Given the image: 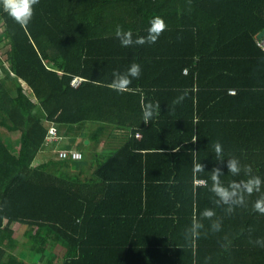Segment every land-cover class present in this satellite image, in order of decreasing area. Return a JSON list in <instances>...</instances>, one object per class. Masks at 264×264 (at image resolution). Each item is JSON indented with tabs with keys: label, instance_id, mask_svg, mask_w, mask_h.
<instances>
[{
	"label": "trees",
	"instance_id": "obj_1",
	"mask_svg": "<svg viewBox=\"0 0 264 264\" xmlns=\"http://www.w3.org/2000/svg\"><path fill=\"white\" fill-rule=\"evenodd\" d=\"M33 7L22 28L0 5V77L15 87L0 78V264H264L254 243L264 239V215L253 210L264 183L231 214L210 191L214 168L225 186L249 178L228 172L233 157L264 181V0ZM157 16L167 27L156 43L121 46L117 25L135 40ZM133 63L139 78L114 91L113 71ZM148 102L160 108L145 124ZM52 124L57 136L89 139L83 159L34 165ZM194 162L204 171L194 174Z\"/></svg>",
	"mask_w": 264,
	"mask_h": 264
},
{
	"label": "clouds",
	"instance_id": "obj_2",
	"mask_svg": "<svg viewBox=\"0 0 264 264\" xmlns=\"http://www.w3.org/2000/svg\"><path fill=\"white\" fill-rule=\"evenodd\" d=\"M39 0H0V5L3 7V11L6 12L16 23H18L22 28H25L31 21L34 15V5H37ZM165 21L157 16L150 21V27L148 28L147 36H138L133 40L132 31L129 29L125 31L122 26L117 25L115 29V36L119 40L122 47H129L133 44L144 45V44H154L160 37V35L166 30ZM141 74L140 65L133 63L127 69L126 73H120L119 71H113V80L110 87L116 92H126L130 90V85L132 79L139 78ZM195 90V89H193ZM188 95L187 90H185L180 96L173 101L174 104L182 102ZM160 108L159 103L153 104L151 102L142 105L143 116L142 119L145 124H147L154 115H158V109ZM215 155L218 161L223 162V148L222 145L217 142L214 145ZM227 169L232 175H240L243 170L244 174L249 178L247 180H242L239 182L233 181L228 186L221 183L220 176L223 174L220 168H214L212 170V186L210 191L217 197L216 203L218 205H226L225 209L228 214L234 211V206H242L245 204V194L251 196L253 192H260L261 185L264 183L259 176L252 175V168L250 165L241 166L237 158H231L227 160ZM204 171V165L202 163L194 162L193 173H200ZM253 210L264 215V195L258 198L253 204ZM215 213L206 209L203 212V216L206 218H211ZM201 225L198 222L193 223L191 229L193 234H196V229ZM214 230H219V222L213 224ZM254 243L264 247V239H257Z\"/></svg>",
	"mask_w": 264,
	"mask_h": 264
},
{
	"label": "rangeland",
	"instance_id": "obj_3",
	"mask_svg": "<svg viewBox=\"0 0 264 264\" xmlns=\"http://www.w3.org/2000/svg\"><path fill=\"white\" fill-rule=\"evenodd\" d=\"M1 31H2V29L0 28V35L2 34ZM4 43H5V41L2 42V44H4ZM0 57L3 59L6 58L5 52L2 50V48H0ZM0 78L2 79L3 84L8 88V90L12 92L15 88L13 82L10 79H8L7 76L4 74H2ZM4 133L6 134V132H4ZM74 135H75V137H72L73 135H71V137L69 136L67 138L64 137V138L59 139V141L57 142V146L58 147H64V148H59V150H57V155H58L59 151L62 149L73 150L76 147H82V145H83L82 141H84V143H85L86 140H89L88 138L83 137V134L81 131H74ZM8 136L10 137V135H8ZM9 142L14 143L11 141H9ZM52 146H53V148L56 147L54 144H52ZM49 148H50V146H49ZM48 151L45 153H40L38 155L35 163H40L42 161H46L50 157L56 158L55 157L56 151H54V150H50L49 152ZM19 235H21V234L19 233L18 236Z\"/></svg>",
	"mask_w": 264,
	"mask_h": 264
},
{
	"label": "built area",
	"instance_id": "obj_4",
	"mask_svg": "<svg viewBox=\"0 0 264 264\" xmlns=\"http://www.w3.org/2000/svg\"><path fill=\"white\" fill-rule=\"evenodd\" d=\"M258 45L263 48L264 50V36L262 38L258 39ZM82 81V78L80 77H75L72 80V84L74 86H78V84ZM232 93L235 92V90H231ZM57 137V129L56 127L52 124L49 128V134L47 137V140L50 139H55ZM58 156L62 159H81L83 157V154L80 150L73 149V150H66L62 149L59 151Z\"/></svg>",
	"mask_w": 264,
	"mask_h": 264
},
{
	"label": "crops",
	"instance_id": "obj_5",
	"mask_svg": "<svg viewBox=\"0 0 264 264\" xmlns=\"http://www.w3.org/2000/svg\"><path fill=\"white\" fill-rule=\"evenodd\" d=\"M231 90H234V89H230V92H231ZM232 94H234V93H232ZM58 136H59V138H58V136L55 138V139H50V140H47V142H46V144L44 145V148L39 152V154L40 153H45V152H47L48 150L50 151V150H54V151H56V158H53V157H50L49 159H57L59 156L57 155V150H59V148H64V147H58L57 146V142L59 141V139L60 138H64V136H60V133L58 132ZM73 137H75V135H74V133H73ZM9 141H11V142H15V139H8ZM54 140H56V141H54ZM86 143V142H85ZM89 143V142H88ZM88 143H86V144H88ZM52 144H54L56 147L55 148H53V146H52ZM49 146H50V148H49ZM75 149H81V147H76ZM103 148H98V150H99V152H101V150H102ZM48 151V152H49ZM38 154V155H39ZM38 155H37V157H38ZM37 157H36V159H37ZM36 159H35V161H36ZM49 159H47L46 161H48ZM83 159V158H82ZM35 161H34V165H38V164H40V163H42V162H45V161H42V162H40V163H35ZM84 168H85V172H87L89 175L92 173V170H93V168H94V165H92L91 164V162L90 161H87L84 165ZM73 171H78V165L76 164V165H74L73 166Z\"/></svg>",
	"mask_w": 264,
	"mask_h": 264
},
{
	"label": "water",
	"instance_id": "obj_6",
	"mask_svg": "<svg viewBox=\"0 0 264 264\" xmlns=\"http://www.w3.org/2000/svg\"><path fill=\"white\" fill-rule=\"evenodd\" d=\"M264 36V29L258 34V38H262ZM89 140H86V143H88Z\"/></svg>",
	"mask_w": 264,
	"mask_h": 264
}]
</instances>
